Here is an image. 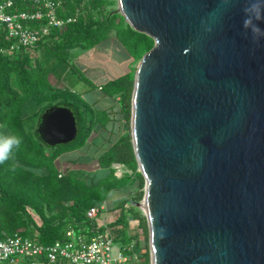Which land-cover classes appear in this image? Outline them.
Here are the masks:
<instances>
[{"label": "water", "instance_id": "95a60500", "mask_svg": "<svg viewBox=\"0 0 264 264\" xmlns=\"http://www.w3.org/2000/svg\"><path fill=\"white\" fill-rule=\"evenodd\" d=\"M115 3L152 39L128 117L148 264H264V38L245 35L241 0ZM36 131L69 142L74 117L52 105Z\"/></svg>", "mask_w": 264, "mask_h": 264}, {"label": "trees", "instance_id": "16d2710c", "mask_svg": "<svg viewBox=\"0 0 264 264\" xmlns=\"http://www.w3.org/2000/svg\"><path fill=\"white\" fill-rule=\"evenodd\" d=\"M114 3L115 0H61L57 15L77 14L75 21L50 30L44 40L35 44L36 52L0 53V124L23 138L12 158L0 164V237L2 233L18 231L40 244H49L61 240L67 226L90 234L95 223L85 218V209L104 202L113 190L134 185V194L115 204L118 213L105 225L128 243L130 236H126L125 227L134 220L146 241L145 219L135 205L142 196L143 178L136 168L127 130L105 143L94 156L98 169L103 170L101 174L61 168L57 163L60 154L81 148L97 126L102 128L113 119L111 108L95 110L82 94L61 82V71L70 69L89 89L95 88L72 67L69 51L77 46L91 48L110 32L132 61H138L152 46L149 36L133 30L111 8ZM8 42L0 36V45ZM132 75L133 70L128 69L99 85L104 97L117 98L116 106L125 126ZM52 105L68 108L75 121V137L61 148L46 145L36 131L40 115ZM113 163L124 168L119 176L114 174ZM141 256L148 262L147 244Z\"/></svg>", "mask_w": 264, "mask_h": 264}, {"label": "built area", "instance_id": "2783aa9c", "mask_svg": "<svg viewBox=\"0 0 264 264\" xmlns=\"http://www.w3.org/2000/svg\"><path fill=\"white\" fill-rule=\"evenodd\" d=\"M60 3L61 0H0V36L9 41L0 45V53L36 52L35 44L44 40L50 30L75 21L77 14L57 15ZM112 167L116 176L124 171L120 164L113 163ZM103 208L104 202L91 205L84 216L93 221ZM91 231L85 234L67 226L63 238L49 244H40L18 231L2 233L0 264H148L141 256V244L137 249L138 245L131 241L118 246L111 256L113 236L105 222L95 224Z\"/></svg>", "mask_w": 264, "mask_h": 264}, {"label": "rangeland", "instance_id": "374dc122", "mask_svg": "<svg viewBox=\"0 0 264 264\" xmlns=\"http://www.w3.org/2000/svg\"><path fill=\"white\" fill-rule=\"evenodd\" d=\"M111 8L115 9L116 3H114ZM69 53L72 67L86 79L91 81L95 88L89 89L87 84L78 79L76 73L70 69L61 71L59 76L61 82L75 93L82 94V96L92 104L95 110L111 108L113 119L102 128L97 126L90 133L85 145L81 148L60 154L57 159H60L61 163L58 164L61 168L66 166L69 168H81L85 171L89 170L91 172L94 171L95 174H101L103 170L98 169L94 156L104 148L105 143L116 140L118 136L126 133V130L129 133V130L128 123L127 126H125V122L117 109L118 107L115 102L117 98L113 100L104 97L100 92L99 85H101L104 80L121 74L128 69L134 71L137 60L132 61L131 57H128L120 42L113 37L112 32L109 33V36L91 48L84 49L77 46L73 47ZM63 145L64 144H57L55 147L61 148ZM73 160L76 161L74 164L69 163V161ZM135 191L136 188L134 185L121 190L111 191L104 201V208L98 213L93 222L96 225H101L102 222L109 223L118 213V208L115 207V204L126 196H132ZM111 233H114L110 248V254L113 256L116 253V248L126 244L127 241H123L120 236L116 237V231L114 232L111 230ZM125 233L126 236H130L129 241L138 245L135 246L137 249L141 248L140 244L142 247L145 246V238L142 236L136 223L128 221L125 227ZM143 249L144 248H142V250Z\"/></svg>", "mask_w": 264, "mask_h": 264}, {"label": "clouds", "instance_id": "9594fccd", "mask_svg": "<svg viewBox=\"0 0 264 264\" xmlns=\"http://www.w3.org/2000/svg\"><path fill=\"white\" fill-rule=\"evenodd\" d=\"M241 3L243 5L241 11L244 14L242 28L245 30V35L250 33L252 43L259 45L260 39L264 38V29H261L257 22L264 21V0H241ZM211 30L205 27L206 32ZM22 143L23 138L20 135L0 124V164L9 161Z\"/></svg>", "mask_w": 264, "mask_h": 264}, {"label": "crops", "instance_id": "0c3cea01", "mask_svg": "<svg viewBox=\"0 0 264 264\" xmlns=\"http://www.w3.org/2000/svg\"><path fill=\"white\" fill-rule=\"evenodd\" d=\"M57 163H61V161H60V159H57ZM130 222H134V223H136V221H134V220H132V221H130ZM143 248H144V246H143Z\"/></svg>", "mask_w": 264, "mask_h": 264}]
</instances>
